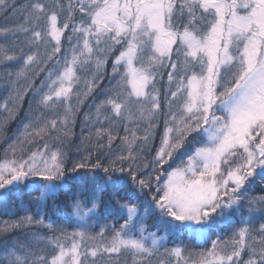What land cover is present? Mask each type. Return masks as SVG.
Instances as JSON below:
<instances>
[{
	"label": "snow or ice",
	"instance_id": "6c2138e0",
	"mask_svg": "<svg viewBox=\"0 0 264 264\" xmlns=\"http://www.w3.org/2000/svg\"><path fill=\"white\" fill-rule=\"evenodd\" d=\"M9 214L0 264H264V0H0Z\"/></svg>",
	"mask_w": 264,
	"mask_h": 264
},
{
	"label": "trees",
	"instance_id": "16d2710c",
	"mask_svg": "<svg viewBox=\"0 0 264 264\" xmlns=\"http://www.w3.org/2000/svg\"><path fill=\"white\" fill-rule=\"evenodd\" d=\"M15 127H16V124L15 123H13L12 124V128L13 129H15ZM16 217L15 216H13V215H11V214H9V215H0V221H4V220H14ZM148 223H149V225H151V221H148ZM149 230H151V231H155V229L154 228H151L150 227V229ZM162 234V233H161ZM185 242L186 243H194L193 241H189V240H187V239H185Z\"/></svg>",
	"mask_w": 264,
	"mask_h": 264
}]
</instances>
